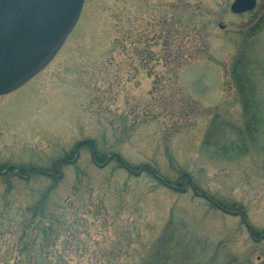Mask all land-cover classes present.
<instances>
[{"label": "rangeland", "instance_id": "374dc122", "mask_svg": "<svg viewBox=\"0 0 264 264\" xmlns=\"http://www.w3.org/2000/svg\"><path fill=\"white\" fill-rule=\"evenodd\" d=\"M233 3L85 0L55 59L0 97V168L77 158L58 181L30 176L9 196L0 183L16 209L0 211V264H261L240 217L162 182L182 189L187 173L264 228V20L251 24L264 0L242 16ZM50 189L60 209L33 218Z\"/></svg>", "mask_w": 264, "mask_h": 264}, {"label": "water", "instance_id": "95a60500", "mask_svg": "<svg viewBox=\"0 0 264 264\" xmlns=\"http://www.w3.org/2000/svg\"><path fill=\"white\" fill-rule=\"evenodd\" d=\"M84 1L0 0V97L23 87L51 63L77 25ZM255 7L256 0H235L231 11L244 14Z\"/></svg>", "mask_w": 264, "mask_h": 264}, {"label": "trees", "instance_id": "16d2710c", "mask_svg": "<svg viewBox=\"0 0 264 264\" xmlns=\"http://www.w3.org/2000/svg\"><path fill=\"white\" fill-rule=\"evenodd\" d=\"M87 144H92V143L91 142H87L84 145H87ZM84 145H82V146H84ZM7 168H5V169H7ZM0 171H3V169L1 168ZM27 171H28V169H26L25 167H21L22 176H24L27 173ZM48 172H50V171H48ZM51 172L57 173V169L55 168ZM30 176H32L33 178H34V176L38 177V178H42V177L45 178L46 177V176H44L43 174H41V173H39L37 171H32L30 173ZM47 179H50V180H53V181L54 180L58 181V179L51 178V177H47ZM27 181L28 180L25 181L24 178L20 177L19 174L15 171L14 168H10L9 171L6 174H0V183L2 184V186L4 188L9 190L7 192H4V193L7 194V196H9V192L11 191V189H13L16 186V184H18V182L27 183ZM54 187L55 186H53L52 188H54ZM52 190L53 189L48 190V193H46L45 195H40L39 200L36 201L35 203H32V205L29 206L28 212H31V213H33L32 215H35L33 218L37 219L39 217H45L49 210H51V209L56 210L58 208V206L52 207V208H48L49 207L48 204L50 202L49 194H50V192ZM14 207H15V205H13V201L7 200L6 204L4 206H3V204L0 205V211H3L4 213L5 212H11L13 210H16V209H14ZM63 207H65V205H63ZM68 207L70 208V205H68ZM59 209L60 208H58V210ZM38 225H40L39 222H33V223H29V224L25 225V227H24V229H23V231L21 233V236H19V241L20 242H19L18 245H16L17 250L20 251L21 255H23V256H25V255L29 256L30 255L28 251H31L30 244L33 242L32 240H34V239L33 238L30 239L29 235H30V233H32V229L35 228V226L38 227ZM13 233L14 232H10L11 236H12ZM44 235H47V234H44ZM26 237H28V239H26ZM24 242H27V244L25 246L26 248L23 246ZM33 246H35V245H33ZM12 251H13V248H12ZM40 251H41V255L44 256V258H46L45 252L42 253V250H40ZM6 254L10 255L8 250L6 251ZM44 260L46 261V259H44ZM6 264H8V262ZM17 264H26V263L23 260H20ZM27 264H29V263H27ZM47 264H54V263H47Z\"/></svg>", "mask_w": 264, "mask_h": 264}, {"label": "flooded vegetation", "instance_id": "af4514ba", "mask_svg": "<svg viewBox=\"0 0 264 264\" xmlns=\"http://www.w3.org/2000/svg\"><path fill=\"white\" fill-rule=\"evenodd\" d=\"M235 1V0H234ZM259 6V0H256V7L254 10L250 11V12H247V13H244L242 15H247V14H250V13H253L254 11H256V9L258 8ZM231 7L232 5L230 6V11H231ZM232 13V11H231ZM233 14V13H232ZM264 14V13H263ZM235 15V14H234ZM241 15V16H242ZM238 16V15H236ZM259 20V21H258ZM263 19H259L257 18L255 21L251 22V24H254L256 23L257 21L258 22H261L263 21ZM259 26V25H258ZM95 145V144H94ZM82 146V145H80ZM79 146V147H80ZM78 147V148H79ZM96 150V149H95ZM76 153V152H75ZM96 155V153H95ZM59 161H62V162H57L56 163V169H57V173H54V172H48V171H45L46 172V175H48L49 177L51 178H56L58 180H60L58 177H59V174L61 173V166H66V165H69V164H72L73 162H71L70 160H67L65 158L63 159H60ZM75 164V163H74ZM10 168H14L15 171L19 174L20 177L24 178L25 180H28L30 175L28 174L26 177H23L22 174H21V167H15V166H8L7 169H4L3 171H0V174H6ZM34 167H30V173L33 171ZM1 169V168H0ZM42 171V170H41ZM58 174V175H57ZM184 177L188 180V182L186 181H183V178L180 179V185L182 186V189H184V192H187L189 187L192 188V190L194 192H196L198 194V197L201 198V199H205L206 201H208L209 203H211L216 209H218L219 211H222L224 214H231L233 216H237V217H240L241 218V222H242V225L245 227L247 233H248V236L250 238V240L257 246H261L262 248L264 247V228L261 229V228H257L256 225L253 222L252 219H254L253 217H248V214H247V210L244 208V206L240 205V207L238 208V211H235V212H231L230 209L226 208L225 206H223L222 204H220L219 202L217 201H214L211 197H209L207 194H204V193H200L198 192V189L196 188L195 184L193 183L192 179H191V176L185 174ZM255 220V219H254ZM252 221V222H251ZM264 250V249H263ZM263 255H260L258 256V262L261 263V264H264V251L262 252Z\"/></svg>", "mask_w": 264, "mask_h": 264}]
</instances>
